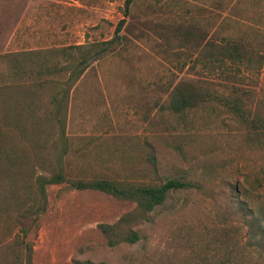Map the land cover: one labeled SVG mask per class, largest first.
I'll list each match as a JSON object with an SVG mask.
<instances>
[{
    "label": "rangeland",
    "instance_id": "obj_1",
    "mask_svg": "<svg viewBox=\"0 0 264 264\" xmlns=\"http://www.w3.org/2000/svg\"><path fill=\"white\" fill-rule=\"evenodd\" d=\"M125 7L126 0H0V119L18 117L0 121V264H22L27 243L33 264H264V128L241 123L215 99L182 116L158 108L164 90L184 81L218 96L237 92L254 115L264 104V65L209 70L169 37L191 30L263 51L264 0H132L127 16ZM91 44L101 52L73 86L61 73L43 77L44 87L18 76L65 64L45 51ZM29 51L43 53L11 57ZM150 146L159 181L197 187L171 191L134 227L135 244L110 248L99 229L134 203L66 184L48 186L46 201L39 193L38 177L58 164L74 179L151 182ZM10 150L16 160L7 159Z\"/></svg>",
    "mask_w": 264,
    "mask_h": 264
},
{
    "label": "trees",
    "instance_id": "obj_2",
    "mask_svg": "<svg viewBox=\"0 0 264 264\" xmlns=\"http://www.w3.org/2000/svg\"><path fill=\"white\" fill-rule=\"evenodd\" d=\"M132 0H126V7L124 9L125 16L128 15ZM124 25L122 20L116 27V35H118ZM169 41L179 48H186L191 50L192 54H196V59L201 60L204 65H207V69L221 68L226 66L228 62L236 63H256L259 68L264 65V50L258 51L253 48H249L245 41L232 40L227 42H213L203 34L186 30L185 32L177 33L169 37ZM91 45H74L68 46L56 50L45 51L43 56L45 59L50 57H64L65 64H56L53 68L46 65H39L30 67L29 69L20 70L18 76L23 79L29 78L37 84V87H44L46 83H50V80H42L45 76H51L57 73L68 75V82L73 86L87 71L91 61L94 60L101 52ZM41 51H29L22 54H11V57L23 56L31 59L41 55ZM10 55H6L9 57ZM36 69V70H34ZM16 77L17 74H15ZM3 92V90H1ZM166 100L158 103V108L168 111L173 115L182 116L186 112L194 110L206 103L209 100L215 99L219 101L225 108H227L232 114L237 116L241 123L249 126H259L264 128V104L259 106L253 115V112L247 110L244 105V99L237 92H234L231 96H218L211 93L206 86L197 85L192 82L179 81L175 84L169 85L165 90ZM264 92V90H263ZM56 101V99L54 98ZM53 106H61L53 103ZM54 112V110H53ZM46 114L47 119H51L52 112ZM261 113V114H260ZM22 116V114L17 115ZM10 117V118H9ZM14 117V116H13ZM3 120L6 124L13 123L14 118L12 116H3ZM16 126L18 124L16 123ZM2 126H0V140L2 135ZM19 127V126H18ZM168 147L174 149L178 154L185 158L184 150L182 146L178 144H167ZM2 149L0 148V153ZM16 155L13 150L7 153L8 160H16ZM148 162L152 166V170L155 179L148 183L121 181L110 177H93L90 179H74L69 177L62 165L56 166V171L50 176H39L37 179V186L39 193L44 201H46V189L52 185L66 184L70 189L77 191H98L107 194L117 200L127 201L135 204V208L132 211L127 212L115 223H102L99 224V229L106 239L107 245L110 248L117 247L122 243L135 244L141 237L134 227L140 225L149 220V215L159 206L163 205L167 200L168 194L178 192L182 190H189L196 188L197 184L189 181H182L178 179H167L166 181H159L158 178V160L154 147L150 146L148 153ZM35 203V202H34ZM36 204V203H35ZM35 204L31 205L29 209ZM29 211V212H30ZM45 211V207L39 208L38 212ZM41 214V213H40ZM29 215L28 218H31ZM38 220V218H36ZM24 236H28V230L24 229ZM33 244H25L26 256L22 259V264H33L34 255ZM20 260V258H18ZM21 261V260H20ZM84 264H94L91 261H86ZM98 264H105L104 262Z\"/></svg>",
    "mask_w": 264,
    "mask_h": 264
}]
</instances>
